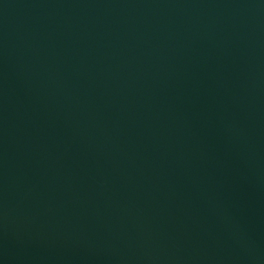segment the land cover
I'll return each mask as SVG.
<instances>
[{
	"label": "water",
	"instance_id": "1",
	"mask_svg": "<svg viewBox=\"0 0 264 264\" xmlns=\"http://www.w3.org/2000/svg\"><path fill=\"white\" fill-rule=\"evenodd\" d=\"M0 264H264V0H0Z\"/></svg>",
	"mask_w": 264,
	"mask_h": 264
}]
</instances>
